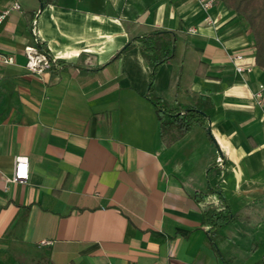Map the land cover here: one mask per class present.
I'll return each mask as SVG.
<instances>
[{
  "label": "crops",
  "instance_id": "1",
  "mask_svg": "<svg viewBox=\"0 0 264 264\" xmlns=\"http://www.w3.org/2000/svg\"><path fill=\"white\" fill-rule=\"evenodd\" d=\"M40 5L0 0V12L10 8L0 23V52L13 58L0 62V264L261 260L264 104L255 92L264 67L246 19L219 0L209 8L200 0ZM155 29L177 33L180 60L160 65L155 92L183 102L193 92L208 97L222 156L200 125L164 146L146 95L152 67L136 45L112 59L130 35ZM37 37L74 65L29 70L26 52L39 51ZM178 64L174 94L168 86ZM16 156L29 158L26 181L7 180ZM209 166L218 168L210 178ZM208 184L247 220L204 225L193 193Z\"/></svg>",
  "mask_w": 264,
  "mask_h": 264
},
{
  "label": "trees",
  "instance_id": "2",
  "mask_svg": "<svg viewBox=\"0 0 264 264\" xmlns=\"http://www.w3.org/2000/svg\"><path fill=\"white\" fill-rule=\"evenodd\" d=\"M59 0H40L44 6L50 3H58ZM234 11L240 13L249 23L255 42L256 63L264 67V0H219ZM35 25V21L32 26ZM177 33L168 29H155L141 35H130L128 42L120 48L112 59H117L124 51L132 46H138L144 59L152 67L147 97L155 106L158 117V133L160 142L164 146H170L180 137L188 133L194 126L200 125L209 131L210 117L207 109L211 101L204 94L194 93L191 101L183 102L179 98L169 100L162 92L154 90L153 82L156 72L165 62H179L177 53ZM39 51L49 59L51 66L62 67L74 65L71 62L55 58L45 41L37 37ZM181 66H175L172 70L168 89L178 93L180 86ZM177 97V95H176ZM210 133V132H209ZM211 135V133H210ZM219 167L223 159H219ZM217 167H208V178ZM202 212V221L211 230L217 229L224 224L247 220L241 211L231 210L228 201L222 191L212 184L203 190L193 193ZM214 242V241H213ZM255 264H264V257Z\"/></svg>",
  "mask_w": 264,
  "mask_h": 264
},
{
  "label": "built area",
  "instance_id": "3",
  "mask_svg": "<svg viewBox=\"0 0 264 264\" xmlns=\"http://www.w3.org/2000/svg\"><path fill=\"white\" fill-rule=\"evenodd\" d=\"M214 0H200V3L203 7L209 8ZM14 8H20L21 5L18 2L13 4ZM10 8H5L0 12V23L5 19L7 14L9 13ZM27 62L26 66L31 71H39L43 68L51 67V63L47 56L41 52L36 51L31 48H27ZM240 57V54L237 55ZM0 62L1 63H12L13 58L10 55L4 54L0 52ZM239 70L242 67H238ZM255 99L258 104H264V84H260L259 88L255 92ZM29 175V158L27 156H16L15 157V166H14V174L10 177H7L8 181H26ZM49 240L42 239L40 240L41 244L48 243Z\"/></svg>",
  "mask_w": 264,
  "mask_h": 264
},
{
  "label": "water",
  "instance_id": "4",
  "mask_svg": "<svg viewBox=\"0 0 264 264\" xmlns=\"http://www.w3.org/2000/svg\"><path fill=\"white\" fill-rule=\"evenodd\" d=\"M43 7H44V5L41 4V5H40V9H42ZM209 132H210V127H209ZM211 137H212L214 143L216 144V146L218 147V150H219L220 155L222 156V151H221L220 147L218 146V144H217L215 138H214L212 135H211Z\"/></svg>",
  "mask_w": 264,
  "mask_h": 264
},
{
  "label": "rangeland",
  "instance_id": "5",
  "mask_svg": "<svg viewBox=\"0 0 264 264\" xmlns=\"http://www.w3.org/2000/svg\"><path fill=\"white\" fill-rule=\"evenodd\" d=\"M259 237H260V236H258V238H257V239H259Z\"/></svg>",
  "mask_w": 264,
  "mask_h": 264
}]
</instances>
